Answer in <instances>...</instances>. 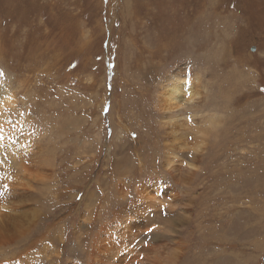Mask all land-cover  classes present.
<instances>
[{
  "label": "rangeland",
  "instance_id": "374dc122",
  "mask_svg": "<svg viewBox=\"0 0 264 264\" xmlns=\"http://www.w3.org/2000/svg\"><path fill=\"white\" fill-rule=\"evenodd\" d=\"M2 205L0 264H264V0H0Z\"/></svg>",
  "mask_w": 264,
  "mask_h": 264
},
{
  "label": "bare ground",
  "instance_id": "6f19581e",
  "mask_svg": "<svg viewBox=\"0 0 264 264\" xmlns=\"http://www.w3.org/2000/svg\"><path fill=\"white\" fill-rule=\"evenodd\" d=\"M191 82V81H190ZM198 85H200V87H201V84H198ZM197 84H196V86H198ZM194 86H192L190 83H188V82H184V81H182V79H174V80H170V84H169V86L167 87V93H168V98H169V100H170V102L174 105V108H176V107H179V105L181 104V103H184V104H186V105H190L191 103H193L192 101H195L196 100V98H195V100L193 99L196 95H200V94H197V92H195L194 91V88H193ZM199 88V87H198ZM195 89H197V88H195ZM199 91V90H198ZM201 91V90H200ZM201 93V92H200ZM7 102V101H6ZM171 105V104H170ZM186 133V132H185ZM187 134V133H186ZM185 134V135H186ZM146 136V135H145ZM144 138V137H143ZM149 138V137H148ZM186 138V137H185ZM184 139V138H183ZM144 140H146V138H144ZM143 140V141H144ZM5 142H7V141H5ZM137 142V141H136ZM146 142V141H145ZM7 143H9V142H7ZM152 144V143H151ZM185 144V143H184ZM187 145V144H186ZM150 146V145H149ZM190 147V146H189ZM184 148V147H183ZM188 148V147H187ZM198 148H199V146L197 147V151L199 152V150H198ZM199 149H201V148H199ZM182 151V150H181ZM184 152V151H183ZM176 159V158H175ZM124 160V159H123ZM120 161V160H119ZM121 162V161H120ZM172 160L171 161H168V162H166V167H169L171 164H172ZM173 165H175V164H173ZM123 166V165H122ZM192 167H193V169H195V168H197V166H198V161L196 160V159H193V162H192V165H191ZM172 167V166H171ZM171 167H169V168H171ZM169 168H168V170H169ZM196 171V170H195ZM171 172V171H170ZM184 172V171H183ZM188 172V171H187ZM194 172V170L192 171V172H188L187 174L188 175H192V173ZM24 173V172H23ZM180 178V177H179ZM190 179V178H189ZM188 179V180H189ZM182 180V179H181ZM119 188V187H118ZM141 190L140 191H142L141 193H145V194H149L148 193V191L146 190V189H144V187H143V185H142V187L140 188ZM142 189H144V190H142ZM158 191V190H157ZM143 195V194H142ZM141 195V196H142ZM148 198V197H147ZM3 207H5V205H2V207H0V210L3 208ZM1 214V213H0ZM1 216V215H0ZM14 217V216H13ZM231 217V216H230ZM232 218V217H231ZM233 219V218H232ZM231 219V220H232ZM221 220V219H220ZM8 221V215H7V218L6 219H4V218H0V226H4L5 225V223ZM135 223H141V221L140 220H138L137 222H135ZM232 222H230L229 220L226 222V223H224L223 224V228L224 227H228V226H230V224H231ZM135 225H137V224H135ZM220 229H221V227H220ZM235 237V236H234ZM123 238V237H122ZM117 239V238H116ZM233 247V246H232ZM159 257H161V256H159ZM160 261V260H159ZM7 264V263H6Z\"/></svg>",
  "mask_w": 264,
  "mask_h": 264
}]
</instances>
